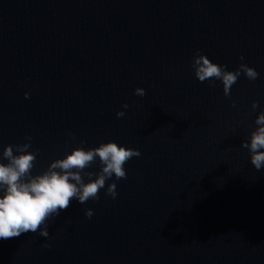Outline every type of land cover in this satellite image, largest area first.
<instances>
[{"label":"water","instance_id":"water-1","mask_svg":"<svg viewBox=\"0 0 264 264\" xmlns=\"http://www.w3.org/2000/svg\"><path fill=\"white\" fill-rule=\"evenodd\" d=\"M197 49L259 76L242 74L225 97L219 81L194 77ZM261 111L264 0H0V153L30 135L34 174L81 142L141 153L124 165L115 199L100 190L98 200H71L47 222L48 237L0 239V264H83Z\"/></svg>","mask_w":264,"mask_h":264},{"label":"clouds","instance_id":"clouds-1","mask_svg":"<svg viewBox=\"0 0 264 264\" xmlns=\"http://www.w3.org/2000/svg\"><path fill=\"white\" fill-rule=\"evenodd\" d=\"M239 59L243 61L244 57L241 55ZM190 67L199 82L216 87L219 81L225 97L230 96L232 86L242 74L249 81L259 76L255 68L243 62L229 70L226 65L210 60L199 49L193 55ZM134 94L143 97L145 90L137 87ZM24 96L27 99L29 93L25 92ZM232 106L235 107L234 101ZM121 107L127 109L128 105ZM252 107L257 108L258 103L253 101ZM124 115L123 110L116 112L117 118ZM254 123L255 129L241 146L247 149L251 165L259 171L264 169V111L256 116ZM68 137L74 138L73 133L69 132ZM24 139L29 143L7 144L0 153V239L28 232L48 237L47 222L67 209L71 200L80 204L90 199L98 200L100 190L115 199L118 195L115 181L127 175L124 165L133 157L141 156L139 149L112 140L87 148L81 142L62 158L50 162L46 170L34 174L38 153L30 150L32 137L27 135ZM93 164L99 165L97 171H86ZM110 180L112 182L105 188ZM93 214L91 208L84 211L86 218L90 219Z\"/></svg>","mask_w":264,"mask_h":264}]
</instances>
